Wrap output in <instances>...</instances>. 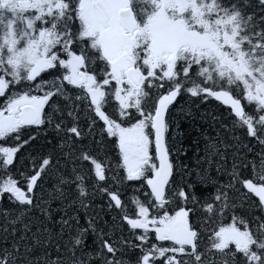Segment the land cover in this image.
<instances>
[{
  "label": "snow or ice",
  "instance_id": "snow-or-ice-1",
  "mask_svg": "<svg viewBox=\"0 0 264 264\" xmlns=\"http://www.w3.org/2000/svg\"><path fill=\"white\" fill-rule=\"evenodd\" d=\"M0 264H264V0H0Z\"/></svg>",
  "mask_w": 264,
  "mask_h": 264
},
{
  "label": "trees",
  "instance_id": "trees-1",
  "mask_svg": "<svg viewBox=\"0 0 264 264\" xmlns=\"http://www.w3.org/2000/svg\"><path fill=\"white\" fill-rule=\"evenodd\" d=\"M182 131L185 134V138H182V142L184 143V145L186 147H192L189 144V139H195L196 138V131H195V127L193 125H191L190 123H188L187 121H185L183 123V129Z\"/></svg>",
  "mask_w": 264,
  "mask_h": 264
}]
</instances>
